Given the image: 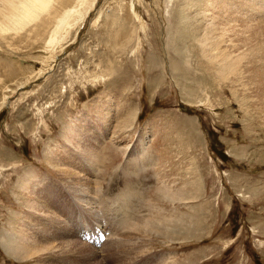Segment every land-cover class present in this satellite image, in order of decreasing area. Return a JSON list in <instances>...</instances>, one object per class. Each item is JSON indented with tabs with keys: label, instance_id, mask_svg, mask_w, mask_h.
I'll return each instance as SVG.
<instances>
[{
	"label": "rangeland",
	"instance_id": "rangeland-1",
	"mask_svg": "<svg viewBox=\"0 0 264 264\" xmlns=\"http://www.w3.org/2000/svg\"><path fill=\"white\" fill-rule=\"evenodd\" d=\"M257 3L57 0L0 32V264H264Z\"/></svg>",
	"mask_w": 264,
	"mask_h": 264
},
{
	"label": "bare ground",
	"instance_id": "bare-ground-1",
	"mask_svg": "<svg viewBox=\"0 0 264 264\" xmlns=\"http://www.w3.org/2000/svg\"><path fill=\"white\" fill-rule=\"evenodd\" d=\"M2 1L3 0H0V3H1L0 5V32L1 33L4 31L5 32L10 31V30H13V31L15 30L18 33L21 28L27 27V25H30L31 23H33L32 25L37 27V25L41 23L43 20H45V22L49 23L50 25L52 19L54 18L52 11L55 9L56 5L57 7L66 6L65 4H57V0H8V1L5 0L4 4H2ZM253 2H255V4H258L257 0H253ZM75 12H76V8L70 12L68 11V13L67 12L57 13V16H60L56 18L57 23L61 25L67 23L68 21L67 18L70 16L72 17ZM40 18L41 20L36 24L37 20H39ZM246 25H249V24H246ZM256 25H260V22L256 21ZM263 26H264V22H263ZM241 41H242V44L262 43L261 46L264 50V35H261V34L259 35L256 32L249 33V34L244 35V37L241 38ZM263 50L260 51L258 55L259 54L261 56L264 55ZM263 77H264V74H263ZM59 170H60V174L62 175V177H64L63 179L65 181L73 180L74 178L78 176L77 171L70 170L69 168L62 167ZM82 191L84 192V194L78 193L79 194L78 197L80 201L81 199L83 200L82 197H84L87 192L85 188ZM83 201L86 203L85 205H89L91 203V200L86 199L85 197ZM64 242H68V241L66 240ZM70 243L71 242H69V244ZM69 247H72V245L70 244ZM61 249L62 247H60V250Z\"/></svg>",
	"mask_w": 264,
	"mask_h": 264
}]
</instances>
